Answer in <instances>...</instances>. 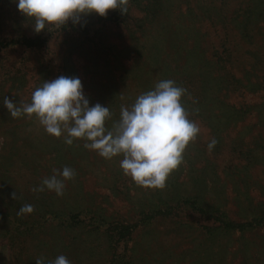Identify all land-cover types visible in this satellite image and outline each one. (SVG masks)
I'll list each match as a JSON object with an SVG mask.
<instances>
[{
  "label": "rangeland",
  "instance_id": "obj_1",
  "mask_svg": "<svg viewBox=\"0 0 264 264\" xmlns=\"http://www.w3.org/2000/svg\"><path fill=\"white\" fill-rule=\"evenodd\" d=\"M17 5L18 0H0L7 17L1 26L0 38L11 39L23 31L37 34L32 27L34 20L27 19ZM95 15V12L82 15L80 21L89 28L94 27ZM128 15V19L139 18L131 37V25L105 30V43L113 44L116 51L113 59L100 57L86 45L72 50L73 39L56 27L38 33L46 39L43 49L10 45L0 50V162L6 154H13L2 163L0 174L8 179L9 194L15 192L19 196L17 200L8 199L9 208L17 213L22 205L31 204L35 210L42 204L45 206L49 198L55 203V209L66 213L73 201L82 206L92 202L86 199V194L91 195L105 214H116L115 218L132 223L143 205L158 196L167 199L168 213L155 216L145 227L137 226L133 230V264H264V223L244 231L240 237L217 231L209 245L205 230L211 220L203 219L182 204L183 199L195 196L198 189L189 172L194 176L202 171L207 174L205 185L199 191L204 203H211L216 197L222 199L220 202L224 200L223 209L234 221H241L248 207L264 212V92L226 93L224 101L237 106L246 103L250 109L241 119L221 127L220 143L211 151L208 143L214 133L206 126L207 114L190 118L200 131L187 145L181 164L169 174L165 187L157 192L136 185L124 175L120 167L122 156L103 158L95 150L86 149L83 139H74L69 146L64 142L66 133L59 138L49 135L35 115L32 119L26 115L12 118L4 106L5 96L18 105L21 101L30 102L34 84L38 88L44 81L61 75L76 77L83 84L89 106L99 103L109 108L112 115L105 126L110 129L113 120L120 118L121 105L130 106L140 94L164 80L161 72L165 66H160L162 62L154 63L152 54L171 61L180 54L170 73H181L186 67L184 72L195 75L194 79L200 74L204 88L207 87L204 97L209 99L213 96L209 86L223 74L212 58L213 52L221 48L229 53L223 65L240 81L255 80L264 84V0H159L154 11L150 5L148 11L130 10ZM140 53L144 56L138 59ZM171 61H167L169 65ZM48 62L53 64L56 73L51 79L50 76L44 79L47 71L43 66ZM64 69L68 70L67 74H63ZM232 146L235 152L239 150V155L231 152ZM37 148L42 150L41 155L33 157ZM50 153L64 158H49ZM64 166L74 169L76 176L65 181L62 196L54 191H32L45 177L53 175L54 168L62 171ZM228 166L236 169L232 172ZM236 170L238 174L234 175ZM211 171L216 178L211 176ZM115 172L121 174L119 183L115 182ZM232 173L234 180L243 178V181H231ZM173 175H176L177 190L171 199L168 192ZM239 194L248 195L249 204L247 199L239 201ZM7 198L5 195L4 199ZM29 215L35 216L33 212ZM60 217L59 221L41 222L34 232L23 236L15 254L9 250L7 241L0 239V264H36L41 256L47 261L59 255H65L71 264H104L109 256L104 236L82 225L65 227L62 225L66 224L62 222L65 214ZM3 224L0 223V229L6 228Z\"/></svg>",
  "mask_w": 264,
  "mask_h": 264
},
{
  "label": "clouds",
  "instance_id": "obj_2",
  "mask_svg": "<svg viewBox=\"0 0 264 264\" xmlns=\"http://www.w3.org/2000/svg\"><path fill=\"white\" fill-rule=\"evenodd\" d=\"M129 0H18V10L34 20L32 27L38 34L42 30L60 28L69 20L79 23L82 15L93 12L106 17L108 10L128 12ZM186 89L173 80H162L154 89L140 94L130 106L121 105L120 118L109 130L105 122L111 119L108 107L96 103L89 106L83 84L79 78L61 75L44 81L31 94V101L19 105L7 96L3 104L12 118L33 115L45 131L57 138L64 135V142L72 145L74 139L85 140L84 147L95 150L106 159L122 156L120 167L136 185L144 188L163 189L169 174L183 160V153L190 141L195 140L200 129L189 119V112L181 103ZM198 111V109L196 110ZM213 138L208 143L211 151L217 144ZM53 175L45 177L33 192L54 191L62 196L65 181L75 178V170L64 166L53 169ZM14 200L19 199L15 192ZM34 206L22 205L17 216L31 214ZM36 264H71L65 255L45 260L36 259Z\"/></svg>",
  "mask_w": 264,
  "mask_h": 264
},
{
  "label": "trees",
  "instance_id": "obj_3",
  "mask_svg": "<svg viewBox=\"0 0 264 264\" xmlns=\"http://www.w3.org/2000/svg\"><path fill=\"white\" fill-rule=\"evenodd\" d=\"M150 5L154 11L155 6L159 5V0H129L127 7L128 12L130 10H133L135 11V13H139L142 11H148ZM128 12L126 14H121L118 9H110L108 10L106 17H102L96 13L92 20V22L94 23V27L89 28L82 21L74 24L71 20H69L64 26L58 29L61 30V32L67 34L71 39H73V42H71V45L73 47L72 50L79 48L82 45H86L90 51L94 52L100 57L105 59L111 57L113 59L115 57L116 51L113 44L105 43V30L108 27L118 26L123 28L125 26L131 25L133 28H129V30H131L129 31V35L131 37L135 32L134 30L137 29L139 18L130 17V19H128V17L130 16L128 15ZM5 14L6 13L3 12L2 6H0V29L3 22L7 18ZM31 33L32 32L28 34V32L23 31L11 39L0 38V50L10 45H17L26 49H43L46 43L45 37L40 34ZM219 47H222V43ZM151 53H154V51H152ZM213 53V62H215L219 71H223V74L218 75V78L216 79L217 82H213L209 86V88H211L213 92V96H211L209 99H206L204 97V92L207 90V87L204 88L205 84L204 82L202 83V80L204 79L202 78V76H200V74H197L198 77L194 79L195 75L192 74V76H189L191 75L190 73L184 72L186 67L181 73H170L172 68L177 65L178 61L180 60V54L178 58L176 57L172 61L169 59H165L166 57L164 58V60H161L158 58V55L155 56L153 54H149L151 55L150 58L154 63H158L159 65L162 62L160 66H165V69H163L161 72V75H163L161 76L162 79L173 80L175 81L177 86L186 89V93L181 97V103L190 113L189 119L194 116L199 118L202 114H207L205 117L207 119L206 126L209 129L210 133H214L213 138L218 141L216 144L218 145L220 143L219 131L221 130V127H226V124L229 121L241 119L244 115H247L248 110L250 109L249 105H247L246 103H241L237 106L236 104L224 101V97L227 95L226 93H235V91L237 90H240L242 92H264V84L255 80H244L243 82L240 81L241 79L238 76L231 73L230 70L228 68H225V65H223L226 54L229 53H226L225 49L223 48ZM186 54L189 56L191 55L190 52H186ZM143 56V53H140L138 55V59L143 58ZM163 61H165L164 64ZM167 61H171V63L173 62L172 65H169ZM190 62L192 63V59ZM43 69L47 71L45 72L44 79H47L49 76L51 79V75H55L56 73V71H54L53 64L49 62L48 64L46 63L43 66ZM67 73L68 70L64 69L63 74ZM215 83L218 85V87ZM33 86L34 89L37 88L36 84H34ZM222 87L223 90L221 91ZM148 89V91H150L154 88L151 87ZM215 92H222V94H215ZM134 102L135 101H131V104H133ZM203 108H205L204 112H202ZM197 109L198 111H196ZM116 121L117 118L113 120V123ZM262 126H264V122L262 123ZM111 128L112 126L110 127V129ZM241 141L242 140H240L239 142L240 145H242ZM252 141L254 142V139H252ZM41 151L42 150L40 148H37L35 150V153H33V157L36 156V154L37 156H40ZM231 152L236 155L240 154L239 150H236L235 152L233 146L231 147ZM12 155L13 154H6L4 157H2V162H0V169H2L4 166L2 163L10 160V157ZM23 156L25 159H29L25 154H23ZM48 157L52 159L64 158L63 156H57L51 153ZM22 159L23 158L21 157V160ZM227 169H230L233 172L236 168L228 166ZM235 173L236 174L234 175H237L238 171L236 170ZM189 175L198 189L195 193V196L183 199L182 204L185 208L188 207L195 213L202 216L203 219L211 220L210 225L207 226L205 230V233L209 235V245L211 244V240L213 239L212 237H214L213 234L217 233V231H223L228 235H237L240 237V235L244 231L253 229L259 224L264 223V212L258 213L255 211L254 207H248V209L245 208L246 212L243 216H241V221H234L228 217L226 211L223 209L224 200L220 202V200L222 199L216 197L213 202L204 203V200L199 193L205 185V175H207L206 172L201 171L199 175L193 174L194 176H192V172L190 171ZM234 175L232 173L233 179H231V181H243V178H237L236 180H234ZM211 176L213 178L217 177L214 171H211ZM172 177H174V175ZM175 177L169 180L170 186L172 188L168 193L171 194V199H174L176 196L177 187ZM114 178L116 179L115 182L118 183L122 180L121 174L119 172L114 173ZM7 180V177H3L0 174V223H4L3 226H6V228H2L3 230L0 229V239H2L3 241H7L8 248L9 250H12V254H15L16 247H20V239H22L23 236L26 237L30 233L34 232L33 229L39 226L41 222L45 220L59 221L62 220L60 215L65 214V218L62 222L66 224H62L63 226L71 228L82 225L83 227L95 230L104 236L109 252V256L104 264H133L132 253L134 249L132 248L131 243V235L133 230L137 226L145 227L150 219L154 218L155 216H164L168 213V209L170 207L167 205V199L162 200L157 196L156 198H153V200H150L143 205L141 210L137 212V219L134 222L126 223L119 218H115L116 214H105L103 208H101V206L95 200H93L91 195L85 194V197H87L86 199H92L90 200L92 202H87L82 206L80 203L73 201V203L68 206V209L65 211L66 213L61 211L59 212L57 209H55V203L53 202V200H50L48 198V202L45 204V206L44 204H42V206L36 207V209L33 211L35 216H30L29 214L17 216V213L9 208L10 203L8 202V199L12 200V195L9 194V185ZM114 185L115 184L113 183V186ZM150 189L157 192V189ZM5 195L8 197L7 199H4ZM154 195H157V193H154ZM240 195L241 194H239V196ZM240 197L241 198H239V201L246 202L247 199L249 204L251 198L248 195L243 194ZM175 201L178 202L179 200ZM16 203L17 201H15L13 205H16ZM13 205H11V207H13ZM80 214H82L83 216L78 217L80 216Z\"/></svg>",
  "mask_w": 264,
  "mask_h": 264
}]
</instances>
